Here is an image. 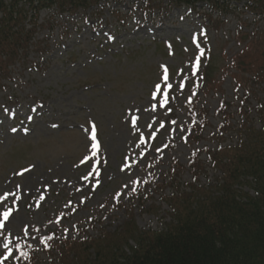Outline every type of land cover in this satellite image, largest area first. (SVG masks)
<instances>
[{"label": "rangeland", "instance_id": "rangeland-1", "mask_svg": "<svg viewBox=\"0 0 264 264\" xmlns=\"http://www.w3.org/2000/svg\"><path fill=\"white\" fill-rule=\"evenodd\" d=\"M167 1L152 12L143 0H105L101 16L41 13L35 41L45 47H32L0 79V264L50 263L51 239L116 230L132 211L139 229H164L171 207L156 191L171 163L186 167L184 185L198 153L208 170L202 182L215 183L207 152L218 146L221 114L229 109L239 121L248 104L260 126L264 95H247L258 86L241 72L246 44L236 35L241 13L248 34L264 21L256 24L241 0L216 30L207 4ZM200 53L218 66L211 81L194 63ZM227 139L237 141L236 132ZM153 205L157 212L144 211Z\"/></svg>", "mask_w": 264, "mask_h": 264}, {"label": "trees", "instance_id": "trees-1", "mask_svg": "<svg viewBox=\"0 0 264 264\" xmlns=\"http://www.w3.org/2000/svg\"><path fill=\"white\" fill-rule=\"evenodd\" d=\"M103 1L0 0V79L8 77L19 57L28 58L32 47L39 51L45 47L43 42L35 41L38 19L43 11L53 9L69 16L80 12L88 16L95 11L94 14L101 16ZM162 1L143 0L142 9L145 12L163 9ZM240 2L167 1L174 7L197 8L199 4H207L209 13L204 15L216 30L225 25V17L236 15ZM243 6L254 14L256 24L264 21V0H245ZM245 13L240 16L242 29L248 27V22L243 20ZM119 15L121 13L117 11ZM242 29L238 36L246 47L240 57L241 72L252 73L254 80L250 85L258 86L249 90L247 95L255 94V91L264 95V27L252 29L250 34ZM203 63L205 76L211 81L218 66L211 56ZM257 99L255 110L260 126L250 116L249 111L253 108L248 104L241 107L239 121L229 117V109L221 114L222 122L212 135L217 138L218 146L207 152L220 173L215 183L202 182L201 178L208 174V170L198 153H193L190 160L192 181L184 185L181 178L186 167L177 161L171 163L170 180L164 176L156 191L171 207L168 211L170 220L165 222L164 229H139L132 211L116 230L103 228L96 235H90L87 229L88 233L82 232L80 238H62L54 243L51 239L45 246L51 247L52 244L55 256L46 263L264 264V97L258 96ZM245 101H249V97ZM194 130V137L199 134L201 138L202 129L194 127ZM235 132L237 141L230 143L227 135ZM158 210L159 207L153 205L144 211L154 213ZM88 226L90 228L91 223ZM46 240L42 238V242ZM36 260L34 256L33 261Z\"/></svg>", "mask_w": 264, "mask_h": 264}, {"label": "snow or ice", "instance_id": "snow-or-ice-1", "mask_svg": "<svg viewBox=\"0 0 264 264\" xmlns=\"http://www.w3.org/2000/svg\"><path fill=\"white\" fill-rule=\"evenodd\" d=\"M164 78H165V80H167V76H165ZM169 87H170V85H169ZM157 88H159V85L157 86ZM8 215H9L8 212L3 213V216H4L5 219H7ZM2 226L3 225L0 224V227H2ZM5 248H8L7 244H5ZM8 254L11 255V249H8ZM5 258H7V257H5Z\"/></svg>", "mask_w": 264, "mask_h": 264}]
</instances>
